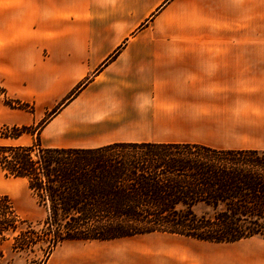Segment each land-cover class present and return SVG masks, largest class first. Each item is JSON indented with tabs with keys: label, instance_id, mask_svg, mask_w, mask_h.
Masks as SVG:
<instances>
[{
	"label": "crops",
	"instance_id": "1",
	"mask_svg": "<svg viewBox=\"0 0 264 264\" xmlns=\"http://www.w3.org/2000/svg\"><path fill=\"white\" fill-rule=\"evenodd\" d=\"M0 90L33 107L0 96L6 125L34 126L62 107L38 131L62 142L48 148L264 151V0H0ZM154 235L184 238L141 236ZM159 247L162 264H264V247L215 260ZM85 257L48 264H96Z\"/></svg>",
	"mask_w": 264,
	"mask_h": 264
},
{
	"label": "trees",
	"instance_id": "2",
	"mask_svg": "<svg viewBox=\"0 0 264 264\" xmlns=\"http://www.w3.org/2000/svg\"><path fill=\"white\" fill-rule=\"evenodd\" d=\"M3 127L4 140L39 130ZM0 171L24 181L45 211L32 225L0 195V258L4 245L13 252L38 246L44 264L64 242L149 234L210 244L264 240V151L173 143L48 148L37 136L29 146L0 145Z\"/></svg>",
	"mask_w": 264,
	"mask_h": 264
},
{
	"label": "rangeland",
	"instance_id": "3",
	"mask_svg": "<svg viewBox=\"0 0 264 264\" xmlns=\"http://www.w3.org/2000/svg\"><path fill=\"white\" fill-rule=\"evenodd\" d=\"M0 96L3 98L4 104L10 108L25 110L33 107L25 104L10 103L7 101L3 92L0 90ZM62 107L54 110L59 111ZM53 113V112H52ZM46 115L40 122L32 126L33 129L40 130L47 124L54 114ZM52 114V115H51ZM3 125L11 128L12 126L0 122V133L3 130ZM22 127V126H16ZM28 127V126H25ZM12 133L11 130H9ZM42 146H57L62 142L59 140H47L43 136L38 135V132H25L16 140L0 139V145H22L29 146L35 143L36 137ZM0 195H6L10 199L15 209L16 214L20 219L35 225L41 221L45 216V211L40 208L35 201L31 192L27 189L24 181L13 178H6L0 171ZM152 235V234H149ZM168 236H135L126 239H117L112 241H68L57 247L49 256L44 264H48L50 260H54L61 255L71 254L72 262L75 261L76 253L84 252L86 256V263L96 259V264H162L159 258V245L169 244L172 247L183 246L192 249L197 257H204L205 255L215 259L225 258L229 254L247 253L254 251L258 247H264V240L260 238H252L236 243L237 246H210L206 247L198 241L189 238H172L173 241L168 240ZM10 245H4L1 249L4 252L3 258H0V264H41V250L38 246H33L31 249H25L21 252H13L10 250ZM148 249H153L149 251ZM193 264H203L202 261L196 260Z\"/></svg>",
	"mask_w": 264,
	"mask_h": 264
}]
</instances>
